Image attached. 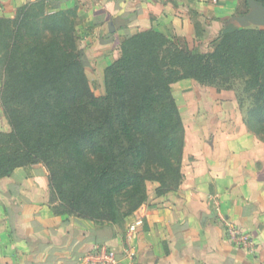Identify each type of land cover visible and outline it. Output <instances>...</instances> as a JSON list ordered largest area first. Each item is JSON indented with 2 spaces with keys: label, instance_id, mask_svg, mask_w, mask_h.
<instances>
[{
  "label": "trees",
  "instance_id": "1",
  "mask_svg": "<svg viewBox=\"0 0 264 264\" xmlns=\"http://www.w3.org/2000/svg\"><path fill=\"white\" fill-rule=\"evenodd\" d=\"M51 8L38 0L0 17V99L11 126L0 132V178L44 163L60 213L123 225L132 211L120 201L142 204L147 174L155 170L177 188L184 178V126L172 95L179 81L248 76L256 102L247 125L264 138V26L224 31L213 20L206 51L174 29L131 31L106 69V96L98 97L78 50L81 11Z\"/></svg>",
  "mask_w": 264,
  "mask_h": 264
},
{
  "label": "crops",
  "instance_id": "2",
  "mask_svg": "<svg viewBox=\"0 0 264 264\" xmlns=\"http://www.w3.org/2000/svg\"><path fill=\"white\" fill-rule=\"evenodd\" d=\"M34 1L0 0V17H14ZM46 1L53 11L79 7L84 22L90 16L89 24L102 28L104 45L134 30L180 33L183 23L193 26L204 8L216 11L212 0ZM9 127L0 99V131ZM225 133L214 136L208 149L196 147L192 161L187 139L180 186L150 193L135 213L145 217V224L131 262L122 258L123 235L134 216L122 226L60 213L44 165L35 164L31 174L16 168L0 178V264H78L99 246L114 250L119 264H264V148L245 131L218 143ZM199 141L201 146L203 138ZM228 223L250 233L253 243H240Z\"/></svg>",
  "mask_w": 264,
  "mask_h": 264
},
{
  "label": "rangeland",
  "instance_id": "3",
  "mask_svg": "<svg viewBox=\"0 0 264 264\" xmlns=\"http://www.w3.org/2000/svg\"><path fill=\"white\" fill-rule=\"evenodd\" d=\"M212 1L215 4V12H212L210 8H204L202 16L197 17V22L193 26L191 24L189 25V23H183L180 29V33L183 34L185 32H191L190 35L189 33L186 35L190 40L191 35H195V38L199 41L196 47L203 51L209 48L211 49L214 44V37H210L207 32L208 25L213 20H219L222 23L224 31L231 30V27H228L230 25L247 27L252 24L246 19L254 11V8L249 2L247 3L245 0ZM77 8L79 9V7ZM188 11L186 8L183 9V12L187 16ZM90 18L88 16L84 22L80 16L79 23L76 25L77 35L82 39L79 41L78 50L93 92L98 97H104L106 96L105 72L107 67L119 57H116L117 51L121 55L122 36L118 38L115 36L108 45H104L99 38L102 35V28H96V25L89 24L87 19ZM215 29L218 30V28ZM3 84L4 78L0 70V95L3 90ZM172 95L183 121L185 136L184 151L187 139L189 141V153L191 157L187 158L188 161H192V155L195 153L196 147L208 149V145L212 142L213 137L219 136L221 132L230 133L231 136H227V133H225L226 136L222 135L218 143H223L226 139V141L234 139L236 136H232L233 133L238 135L245 131L250 133L249 137H253L252 139H254L255 143H259L264 148V138L253 132L247 125L249 111L256 102V90L250 87L248 76L232 78L228 82L221 80L214 84L200 83L195 80L179 81L172 84ZM10 130L11 126L9 129L0 132L6 133ZM232 130L234 131L233 133H231ZM239 137L236 139H239ZM199 138H203L201 146L199 145ZM125 163L120 162L121 169H123ZM41 164L47 169L44 163ZM146 176L148 177L146 180L147 197L142 204L133 209L134 204L132 202L120 201V206L125 211H132L130 217L134 216L140 210L141 206L150 200V193L161 195L177 188L175 180L168 178L160 179L155 170ZM160 190L161 193H159Z\"/></svg>",
  "mask_w": 264,
  "mask_h": 264
},
{
  "label": "built area",
  "instance_id": "4",
  "mask_svg": "<svg viewBox=\"0 0 264 264\" xmlns=\"http://www.w3.org/2000/svg\"><path fill=\"white\" fill-rule=\"evenodd\" d=\"M145 217L141 214H135L124 232L123 260L131 262L136 256L135 238L144 227ZM230 234L245 246L253 243L252 236L247 231L238 228L236 225L228 223ZM116 252L109 247L99 246L93 251L88 252L79 260L78 264H119Z\"/></svg>",
  "mask_w": 264,
  "mask_h": 264
},
{
  "label": "water",
  "instance_id": "5",
  "mask_svg": "<svg viewBox=\"0 0 264 264\" xmlns=\"http://www.w3.org/2000/svg\"><path fill=\"white\" fill-rule=\"evenodd\" d=\"M250 5L254 8V11L246 19L251 23L263 25L264 24V6L259 4L255 0L249 1Z\"/></svg>",
  "mask_w": 264,
  "mask_h": 264
}]
</instances>
